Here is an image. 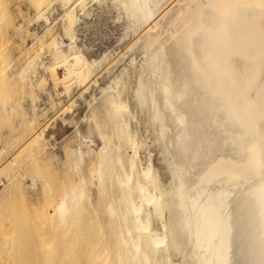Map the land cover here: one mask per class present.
I'll return each instance as SVG.
<instances>
[{"label": "bare ground", "instance_id": "obj_1", "mask_svg": "<svg viewBox=\"0 0 264 264\" xmlns=\"http://www.w3.org/2000/svg\"><path fill=\"white\" fill-rule=\"evenodd\" d=\"M63 1L61 13L54 9L58 18L52 11H38L36 32L46 33L60 20L63 33L53 36L47 56H33L19 71L26 104L21 98L0 108L2 116L19 120L18 136L26 131L25 120L29 129L37 128L55 107L53 86L35 101L40 82L46 87L54 80L70 91L72 85H88L102 65L101 58L89 59L91 50L85 47V53L80 44L85 12L78 13L88 2L110 4L125 21L124 31L138 35V54L125 56L121 73L107 77L100 97L90 95V105L83 98L92 111L91 123L67 150L70 167L60 153L53 155L55 168H69L74 179L51 215L68 237H76L68 245L79 244L97 227L114 246L108 244L110 250L103 252L99 243L93 254L90 249L93 264H174L175 259L180 264H264V0ZM126 88L132 90L134 113L128 98H122ZM135 113L151 130L150 144L157 145V163L164 169L154 165L147 138L132 130ZM37 181L32 179L28 189H36ZM72 258L80 264L79 257Z\"/></svg>", "mask_w": 264, "mask_h": 264}, {"label": "rangeland", "instance_id": "obj_2", "mask_svg": "<svg viewBox=\"0 0 264 264\" xmlns=\"http://www.w3.org/2000/svg\"><path fill=\"white\" fill-rule=\"evenodd\" d=\"M90 2H88L86 5L87 7L85 6V9L82 12L79 11L80 14L78 13V15L82 14L83 16V12H85V26L81 30L82 33H80V44L83 45V50L85 53L87 52L85 47L88 48L89 51L91 50V53L87 55L88 57L90 56L89 59H99L100 61L101 58L100 63L103 66L100 64L99 68L97 66L98 69L96 68V73L94 76H92L94 78L91 79V82L95 81V84H98L99 82V86L95 84L92 85L93 83L91 84L90 82L88 85L81 87L72 85V88L68 87L70 88L69 91V89H65L61 84L57 83L56 85L54 80L50 81V83L53 85L49 83V86L46 85V87L44 86L45 82H40L33 93V97L36 96L35 101L39 103L41 101L40 97H42L47 92L45 89L51 90V87L53 86L51 91L55 99V107H53V105H51L50 108L48 107L49 109L47 110L46 116H43L41 119L42 121H40V125L38 124L36 126L38 129L34 128L36 130H34L32 127L30 130L26 126H29L28 121L25 120V124H23V127L26 129V131L24 130L25 132H23L25 135L20 134L21 136H18L19 133L16 131V123H18L16 121H19L18 119H15L16 121L9 120L8 117L2 116V114H0V150L3 148V150H5L4 152L6 153H4L5 155H3V157L0 154V264H69L68 261H70L71 255L74 258H72L73 260L78 257L80 258L81 256H86L84 257L85 260H88L89 264H93L94 262H91L93 259H90V257L93 255L90 256V254H93L92 252L94 248H101L102 245L99 246V243L103 244V248H101L103 252L104 250L108 252L107 249L110 250L108 248V244L111 243L104 241L106 236L104 237L102 234L103 232H99V234L98 231L100 230H96L99 235L96 234L97 236L94 239L96 232L95 228L97 227H93L92 231L90 230L91 227L88 225L87 226L90 227L89 230L86 227H84V229L86 228L88 231H92V234H90V232L84 233L83 229L84 234L82 236L89 233V244L86 241L89 240V235L88 237L86 235V237H81L79 241V244H82L80 242H83L82 240H84V245H79L77 243V245L75 244L72 247L74 243L72 244L71 242L70 248L68 244H70L72 236L68 237L64 231L58 228L51 219V215L56 205L61 200L65 188L74 184V179L69 168L66 172L55 168L53 164V155L61 150L64 154L62 158L65 164L67 167L68 165L70 167L71 160L67 150L74 148L77 145L78 132L86 131L87 127L89 126L88 123H91L92 111L89 109L91 102L90 100H92L91 96L96 94L97 97H100V88L104 87L106 83H108L109 79L113 78L111 77L112 75L117 76L119 73H121L118 70L123 67V62L127 61V58L129 59L135 53L138 54V52H136L137 50L135 49L138 35L134 36L132 32L126 33V31H124V28H126L124 24L125 21L123 22L122 19H118L117 14L113 11L114 9L110 7V4L105 3L104 5V3L100 4L94 1L91 3ZM63 5V0H0V108H2L3 105H7V107L10 108L11 106L15 105V103L19 102L21 98L22 100L23 98H27V94L23 92V90L21 91V86L18 80L19 71L33 56L37 54L47 56L49 54V43L51 42L52 38L63 33L60 20L56 21L55 25L50 28L51 30H46V33H44V30L36 32L35 28L37 27L36 29H38L37 24L39 21V24H41V20L39 19L40 17H37L38 11L41 9L42 12L52 11L54 12V17L58 18L57 15L58 13L62 12ZM109 8L112 10H109ZM54 9H57L58 13H56ZM33 30L35 32H33ZM37 33L42 34L38 41L36 40ZM124 33L127 35L125 34L126 36H124ZM116 37L119 38L117 39ZM109 46L112 47L110 48ZM101 53H103L102 55L104 57L101 56ZM125 56H127V58ZM106 73H108V75H105ZM109 73L113 74L109 75ZM57 76L59 78L63 77V69H58ZM104 78H107L106 81ZM102 81L105 83H102ZM97 86L99 89L96 88ZM84 87L87 88V91ZM77 88L79 90H77ZM128 88H126V90L124 89L122 98H128L127 102L130 104L132 112L134 113L135 108L133 106V102L131 101L132 94H128L131 93L130 91L132 90H129ZM75 89L77 91H74ZM61 92H64V94H60ZM85 96L87 98H85ZM90 97L91 99L88 100ZM23 101L26 104L27 99ZM59 104L60 106H57ZM66 106H71V109L68 107L66 108ZM68 111L71 112L69 113ZM62 116L64 117L62 118ZM141 117L143 116L141 114L139 115V113L135 117L137 121L139 119V123L136 122L134 118L131 119V124L135 120L131 126L133 128L132 130H138L139 136L142 134L141 137L147 138V143L151 147V158L154 162V165L158 168L160 167L164 169L161 164L157 163L161 158L159 157V150L156 144H150V142L153 140V135L152 133L150 134L151 130H147L143 126V118L141 120ZM106 118L107 117H105V120L108 122L109 120ZM103 119L104 116L101 118V120ZM101 122H104V120ZM137 126L139 127L137 128ZM39 132L42 134L41 138L38 137ZM28 133L32 135L29 134V136ZM23 136H25V139L20 141V138L22 140ZM31 137H33L34 140H31ZM41 139H44V141H41ZM35 143H38L37 146H35ZM128 152L130 151L128 150ZM141 158L145 161L147 156L143 154V156L141 155ZM35 177L38 180L37 188L34 189L35 191L29 190L28 188L32 183V179ZM103 227L100 229L105 228ZM86 229L85 231H87ZM103 231L106 232L107 228ZM100 235H103L102 237H104L102 238L103 242ZM66 236L68 237L67 240H65ZM107 236L108 240H111V238H109L110 235ZM73 238L76 239L75 236H73ZM84 238L88 239L85 240ZM97 238L99 241H95ZM91 240L97 243H94ZM76 246L79 248L77 249ZM105 246H107V248ZM112 246L109 247L112 249ZM81 247L85 251L80 249ZM70 249H73V251H71L73 254L69 252ZM76 249L79 251L81 250V252L78 251L77 253H80L81 256L77 257ZM74 250L76 252H74ZM89 250L91 252L90 254ZM86 251L88 252V255L87 253L84 255L85 253L83 252ZM74 253L76 257L74 256ZM42 255L43 258L48 257L49 259H42ZM67 255H70V257L68 258ZM65 256L67 259H62ZM81 258L75 260L76 263H78ZM84 258L79 261L80 264H88ZM71 262L74 264L73 261H70V264ZM173 263L180 264L176 259Z\"/></svg>", "mask_w": 264, "mask_h": 264}, {"label": "crops", "instance_id": "obj_3", "mask_svg": "<svg viewBox=\"0 0 264 264\" xmlns=\"http://www.w3.org/2000/svg\"><path fill=\"white\" fill-rule=\"evenodd\" d=\"M59 153H60V154H59ZM58 154H59L61 157L64 156V154H63V152H62L61 150L58 152Z\"/></svg>", "mask_w": 264, "mask_h": 264}]
</instances>
